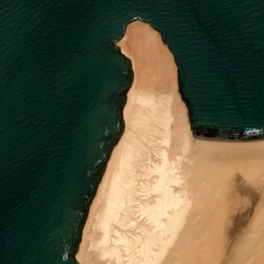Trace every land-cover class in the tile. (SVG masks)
Returning a JSON list of instances; mask_svg holds the SVG:
<instances>
[{"label":"water","instance_id":"water-1","mask_svg":"<svg viewBox=\"0 0 264 264\" xmlns=\"http://www.w3.org/2000/svg\"><path fill=\"white\" fill-rule=\"evenodd\" d=\"M136 19L173 55L194 136L264 138V0H0V264H78Z\"/></svg>","mask_w":264,"mask_h":264},{"label":"bare ground","instance_id":"bare-ground-1","mask_svg":"<svg viewBox=\"0 0 264 264\" xmlns=\"http://www.w3.org/2000/svg\"><path fill=\"white\" fill-rule=\"evenodd\" d=\"M112 147L81 227L78 264H264V138L194 136L173 55L148 22Z\"/></svg>","mask_w":264,"mask_h":264},{"label":"snow or ice","instance_id":"snow-or-ice-1","mask_svg":"<svg viewBox=\"0 0 264 264\" xmlns=\"http://www.w3.org/2000/svg\"><path fill=\"white\" fill-rule=\"evenodd\" d=\"M239 71H243V69L241 68V69H239Z\"/></svg>","mask_w":264,"mask_h":264}]
</instances>
